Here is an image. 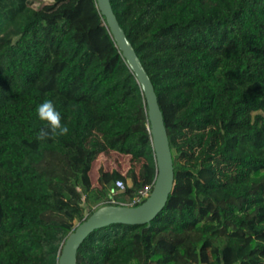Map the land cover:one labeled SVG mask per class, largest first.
Listing matches in <instances>:
<instances>
[{"label":"trees","instance_id":"16d2710c","mask_svg":"<svg viewBox=\"0 0 264 264\" xmlns=\"http://www.w3.org/2000/svg\"><path fill=\"white\" fill-rule=\"evenodd\" d=\"M110 3L155 89L174 187L149 224L89 234L76 264H264V0ZM46 99L69 132L39 141ZM107 152L139 168L93 186ZM155 177L146 101L96 0H0V264H58L107 189L129 201Z\"/></svg>","mask_w":264,"mask_h":264},{"label":"water","instance_id":"95a60500","mask_svg":"<svg viewBox=\"0 0 264 264\" xmlns=\"http://www.w3.org/2000/svg\"><path fill=\"white\" fill-rule=\"evenodd\" d=\"M114 42L141 87L147 106V120L152 152L156 162V177L151 193L137 206L104 205L78 223L65 238L58 264H76L77 250L86 237L96 230L113 224L145 225L160 213L174 187L172 149L155 89L135 50L120 27L110 0H96Z\"/></svg>","mask_w":264,"mask_h":264},{"label":"rangeland","instance_id":"374dc122","mask_svg":"<svg viewBox=\"0 0 264 264\" xmlns=\"http://www.w3.org/2000/svg\"><path fill=\"white\" fill-rule=\"evenodd\" d=\"M48 160H53L48 157ZM139 163L133 162L131 157L128 155H121L115 152H107L100 154L95 161L92 162L90 170H89V178L93 186L97 185V179L99 176V172L102 171H118L122 175H126L130 169L138 170ZM127 185H131V180H127ZM121 199V198H120ZM83 206L86 210H90L91 208L84 203ZM73 229V228H72Z\"/></svg>","mask_w":264,"mask_h":264},{"label":"clouds","instance_id":"9594fccd","mask_svg":"<svg viewBox=\"0 0 264 264\" xmlns=\"http://www.w3.org/2000/svg\"><path fill=\"white\" fill-rule=\"evenodd\" d=\"M36 113L41 121L46 122V127L41 128L37 133V140L46 141L68 134L69 128L67 124L62 123L61 113L52 100L46 99L41 102L36 108Z\"/></svg>","mask_w":264,"mask_h":264},{"label":"built area","instance_id":"2783aa9c","mask_svg":"<svg viewBox=\"0 0 264 264\" xmlns=\"http://www.w3.org/2000/svg\"><path fill=\"white\" fill-rule=\"evenodd\" d=\"M153 187V183L150 185L144 186L141 190L137 192V194L129 201L123 199L121 195L124 194L125 185L123 183L118 182L113 189H107V199L100 204V206L104 205H121V206H137L144 202L146 198L151 193ZM121 198V199H120Z\"/></svg>","mask_w":264,"mask_h":264}]
</instances>
